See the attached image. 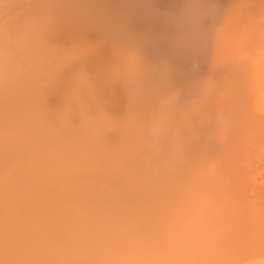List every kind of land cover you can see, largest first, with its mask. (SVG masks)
I'll return each mask as SVG.
<instances>
[{
	"label": "bare ground",
	"instance_id": "bare-ground-1",
	"mask_svg": "<svg viewBox=\"0 0 264 264\" xmlns=\"http://www.w3.org/2000/svg\"><path fill=\"white\" fill-rule=\"evenodd\" d=\"M19 1L0 0V11L10 8L13 12L18 9L20 13L17 10L15 14L13 13L14 15L11 12L8 14V16H16L18 22L20 17L23 18L22 15L26 10H29V14L35 11V18L40 19L41 17L42 20L48 19L47 21L50 22L53 17L58 26L64 27V21H60L62 24L57 21V16L60 14L57 15L56 11H60L62 12L61 17H64L61 19L65 20V29L68 27L66 22L70 23L72 27L75 25V27H80L78 29L80 33L73 29L76 31L74 33H77L80 39L81 36L87 39L90 49H86V51H90L91 57H94L95 60L94 62L90 61L88 57L85 68H91L95 72V83L97 84L95 86L92 83V86L94 84L96 88L97 85H101L102 88L94 91L91 88L84 100H80V103L75 106L73 103V107L68 109L69 117L66 116L67 113L64 117L69 121L70 118H90L85 122L83 120L88 126L86 129L89 128V130L92 126L97 125L98 132L96 131L95 135L98 138L94 139L91 136L93 129L89 132L91 138L85 132L92 144L88 143V145L91 146V150L95 149V154L91 151H89L91 154H87V147L83 146L87 145L86 141L82 146L80 145L82 140L78 143L80 146L78 144L76 146V142L72 141V136L79 132L78 129L73 133L72 128L70 131L72 136L71 133H65L66 130H63L64 133H62L57 129H50L52 127L45 129L48 126L43 123L44 118L52 120V115L57 112L54 113L53 110H50L54 109L52 105L51 108L49 107L50 109L42 107L39 110L37 106L36 110L31 109L32 111H30L29 106H33V104H27L21 113L18 112V109L22 104H18V107H13L14 104L11 108L8 106L13 97L17 103L18 88L12 87V85L17 86L13 84V79L23 83L24 88L27 84L30 86L31 83H35L36 87H40L39 93L42 92L43 84L47 79L43 81L41 75L38 76L39 71H36L38 67L29 64L27 55L30 53H25L26 56L20 55L17 61L15 56L20 52L18 54L17 48H15L17 54L14 55L13 52V55L17 65L13 66V60H7L8 57L6 58L5 53L3 54V47L0 48V83L6 85L3 87L0 84V206L6 214L7 210L10 214L12 212L10 210L16 211L23 207L22 203L29 198H26L28 196L26 193H30L28 186L32 183L29 182L31 184L27 185V189L23 187L26 184H22V186L21 183L28 182L32 177L35 179L36 177L33 176L35 174L38 175V179L41 178L39 176L46 179L44 180L47 183L46 188L50 183L53 184L54 177L58 179L60 177L62 180H64L63 177H66L67 181L63 183L61 181L60 184V179L59 184L55 183L59 186L54 187V184L53 187L49 186L51 187L48 189L49 191L54 188L56 190L42 192V195L43 193L44 195L52 193L54 195L51 198H53L58 193H62L70 197L69 199L66 197L65 203V195L60 194L63 196V201H60V197L57 195L59 203L67 204L62 208L64 211L66 208L69 214L67 215L73 219L72 221L68 220L70 221L68 223L72 225V227L69 225L70 229L75 226L80 228L78 230L77 227L76 231L72 230L69 233L70 230L66 226L63 227L62 232L61 230L58 232V223L54 222V218L52 220L47 216L49 220L44 222L43 227L41 225L44 233L40 234L41 229L37 232V227V230L33 227L35 224L33 226L30 223L25 225L24 221L22 224L16 223L14 220L10 230H8L9 225H7L8 229L2 225L3 227L0 228V264H264V0H21L24 5ZM19 3L22 6H25L26 3L29 4L28 9L20 6ZM12 4L15 7L14 10ZM5 6L7 9H4ZM34 6H36L35 9ZM4 18L6 19V17ZM35 18L29 20L36 24L38 21ZM12 19L10 18L6 22L11 25L10 21H14ZM19 24L21 25V21ZM33 27V29H38L36 26ZM1 29L3 33V26ZM14 29L16 28L14 27ZM41 30L44 28L41 27ZM55 30L54 32H56ZM48 31L49 29H47ZM70 31H68V35ZM33 32L35 33V31ZM64 32H61L60 39L67 36L64 34L62 38ZM23 33L25 34V31ZM18 34L15 37L18 38L20 36ZM11 35L13 34L10 33L9 36ZM29 35H32L31 32ZM38 36L41 35L37 34V38ZM47 38L41 36V39L51 41V38ZM3 39L5 38L3 37ZM3 39L0 37V43H3ZM40 40H38L39 43ZM65 40L67 39L65 38ZM59 42L61 43V40ZM63 42L65 41L63 40ZM8 45H4L6 50L10 47V44ZM46 45L49 46V42ZM75 46L77 45L75 44ZM27 47L30 46L27 44ZM64 48L66 49V47ZM28 49L31 51V47ZM47 49L52 50L51 48ZM9 50L12 49L9 48ZM57 51L55 50V54ZM86 51L83 52L84 56ZM6 52L8 53V51ZM39 52L41 53V51ZM65 53L67 51L62 54ZM71 53L65 55L70 57ZM45 54L43 55L45 56ZM34 55L36 54L34 53ZM39 58L42 60L41 57ZM46 62L49 63L47 60ZM7 64L13 66V69L11 67L7 69ZM157 64L160 73L165 76L170 75L174 83L185 90V97L191 96L187 93H190L192 85L201 79L206 80L208 90L220 85L218 86L219 89L221 87V91L219 90L220 96H217L219 98L217 108L213 107L216 109L219 107L221 111H224L230 121V134L226 144L216 145L205 141L203 143L207 145L204 147L202 143L203 149L195 146V151H193L194 145L186 144L183 156L171 160L153 156L148 151L146 143L147 119L151 117L157 102V100H151V97H154L156 91H161L166 84V79H154L148 74V70ZM53 68H51L52 71ZM79 68L81 70H78L85 74L84 67L83 69ZM76 71L72 73L75 75ZM44 73L42 76H46ZM47 75L51 74L47 73ZM61 75L64 77L62 71ZM52 76H54L53 72ZM56 78L58 82V77ZM68 79L71 81L70 77ZM49 84L52 88V83ZM62 85L65 84L62 83ZM66 86L68 88L70 85L68 86L67 83ZM38 87L34 89L38 90ZM51 88L50 91H52ZM12 89H15L17 94L15 91L12 92ZM79 89L84 88L82 86ZM217 89L214 91L218 92ZM24 92L28 94L27 87ZM209 92L206 93L207 96H210ZM52 93L54 95V92ZM29 94L31 100V96H37L35 91H33L34 95L31 92ZM70 94L72 95V93ZM82 94L84 95V93ZM42 95L46 97L44 93ZM43 96L42 98H44ZM73 96L76 97V95ZM24 98L20 97V100L27 102L28 98ZM37 98H40V95ZM202 98L204 99L205 96ZM64 99L66 100V97L62 100ZM51 100L54 102L53 99ZM32 101L36 103L34 98ZM32 101L31 103H33ZM211 101L213 103V98ZM28 102L30 103V101ZM190 102L191 104L194 102L195 106L200 105L199 100L198 105L195 104V101ZM12 103L13 100L10 104ZM50 103L52 104V102ZM49 104L45 105L48 107ZM68 104L69 102L65 106ZM202 105L203 109L199 106L198 108L192 107L193 109L189 111L194 112L195 110L194 113L200 115H210V111L215 112L212 106H208L210 109L212 108L211 110L209 108L206 110V105ZM28 107L29 109H27ZM66 109L63 111L65 112ZM26 118H31V121ZM32 118L35 120L43 118V121H39L40 119L37 121L42 122L46 127L40 128L39 124L32 123ZM58 118L59 121L63 120V116ZM143 118L145 119L143 120ZM73 121L75 120L73 119ZM47 122L49 125L51 121ZM83 122L81 121V123ZM62 123L65 124V121ZM51 124L53 125L52 122ZM85 125L82 128L84 130H86ZM67 126L66 129L70 130L71 128ZM104 126L108 129L107 135L111 133V136L106 135L105 138H102L103 134L100 130L103 131L102 127ZM66 135L69 136L66 137ZM112 136L115 140L112 139ZM85 137L83 135L80 139ZM72 145L76 148H72ZM77 147L79 153L75 151ZM73 151L76 153L74 154ZM64 153L72 159L68 165L64 163L67 157L65 160L63 159V162L60 161V157H63ZM87 156L94 163L89 164ZM52 160L61 162L60 167L54 162L59 168L56 170L57 172H51L54 165L50 167L49 162ZM68 161L70 162V159H67V163ZM20 163H22L21 166L26 163L27 171L23 176L16 175V180L14 174H16L17 168H21ZM210 163H214L216 166L215 171L211 173L207 171ZM3 165L9 168L6 167L7 172L4 171ZM58 171L61 172L59 176ZM17 172L20 173L18 170ZM13 179L16 181L15 184H11ZM38 179L36 182L39 185L35 181L34 183H36V187L40 186L39 188H41L39 181L42 180L38 181ZM36 192L34 189L31 193ZM38 194H36L37 198L43 200L44 196L39 197ZM24 195H26L25 198ZM82 195L90 197L86 199L87 202L83 201V207L86 203H91L93 198L97 205L94 207L88 205L89 208L86 209L77 207L76 204L83 199V197H78ZM47 197L48 195L45 198ZM77 198L79 202L75 204L74 200H78ZM29 199L33 200L31 197ZM45 200L48 199H44V202ZM26 204L24 206H30ZM59 208L61 209V207ZM39 210L41 209L39 208ZM45 212H47V208ZM6 214L2 213L0 219H5L8 216ZM22 216L27 217L25 220L29 219L26 215ZM51 216L53 217L52 214ZM41 219L37 221L39 222ZM195 220L203 222L207 231V239L200 247L191 250L177 244L176 237L183 227L190 225ZM7 221L5 219V222ZM62 223L61 225H63ZM66 229L69 231L66 232ZM71 233L73 239L75 236L73 242L69 235ZM35 235H39V239L43 236L44 241H36ZM30 239L34 243L38 242V245L35 243L37 246L32 247V243V245L30 242L27 243ZM71 243L74 245L70 246V250L65 249V245L68 246L67 244Z\"/></svg>",
	"mask_w": 264,
	"mask_h": 264
},
{
	"label": "rangeland",
	"instance_id": "rangeland-1",
	"mask_svg": "<svg viewBox=\"0 0 264 264\" xmlns=\"http://www.w3.org/2000/svg\"><path fill=\"white\" fill-rule=\"evenodd\" d=\"M47 1H48V0H47ZM19 2L21 3L22 1L20 0ZM14 3H16V2H14ZM20 3H19V4H20ZM27 3H28V2H27ZM27 3H26L25 6H22L21 4H20V6L25 7V9H26V7L29 5V4L27 5ZM44 3H45V2H44ZM10 4H11V3H10ZM22 4L24 5L23 2H22ZM14 5H15V4H14ZM17 5H18V4H17ZM30 5L32 6V4H30ZM11 6H13V4H12ZM15 6H16V5H15ZM39 6H40V5H39ZM13 7H14V6H13ZM16 7H17V6H16ZM35 7H36V6H34L33 8L35 9ZM3 8H4V7H3ZM3 8H2V9H3ZM19 8H20V7H19ZM4 9H7L6 6H5ZM14 9H15V7L13 8V10H14ZM27 9H28V7H27ZM29 9H30V8H29ZM9 10H10V8H9ZM9 10H3L2 12L0 11V13H1V17H0V37H1V39H3V37L5 38V39H3V43H0V48L3 47L2 50H3V54L5 53L4 56H6V58L8 57L7 60H11V59H12V60H13L12 62H14L13 66H16V65H17V61H18V59L20 58V55H21V56H24L25 53H30L31 55H30V54H29V55L26 54V55H27V58H28V57L30 58V59L28 58V60H29V61H28L29 64H32L33 66H37L38 68H37V69L35 68V69H36V71H39L38 76L41 75V77L43 78V81L47 79L46 81H48L49 83H52L53 86H52V88H51L50 84L47 83V82L45 81V83L43 84L44 88L42 89V92L39 93L38 91H40V90H39L40 87L37 86V87H38V90H35V89L37 88L35 83H34L35 85L31 83L32 86H34V87H32L31 84H30V86H31V90L29 89L30 86H28V84H27L26 87H27L28 94L31 92L32 95H34V94H33V91H35V92L37 93V96H35V97H34V96H31V97H32V100H33V98H34V100L36 101V103H35V102L32 101L31 99H29V98H30V94L28 95V94H26V92H24L25 89H26V87L24 88V86L22 85L23 83H21L19 80H17V81H18V83H17L16 79H15V80L13 79V81H12L13 84H14L15 86H16V85H17V86L14 87V86L12 85V87L15 88V89L18 88V94H17V91H15V89H14V90L12 89V90H13L12 92L15 91V94H17V96H18L19 98L17 97V103H16V99H14L15 97H13V99H10L8 106H10V108H11L13 104H14L13 107L17 106L18 104H22V105L19 106L20 109H18V110H19L18 112L21 113V112L27 107V104H29V105H30V104H33V106H34V107H33L32 105H30V106H29L30 109H29V107L27 108V109H29L30 111H32L31 109L36 110L37 106H38L37 109L40 110V108H42V107H46L47 109H48L49 107L51 108V105H52L54 109H52V108H51V109L49 108V109H50V110H53L54 113L57 111L54 115H52V118L54 119V120H53V119H52V120H53L54 122L51 120V118H49V119L44 118V121H45V122L42 120L43 118H39L40 120H39L38 118H36V119L39 120V121L42 120L44 124L46 123V125L48 126L47 128H45L46 125H44V124H42V122H40V123L42 124V125H41V124L39 123V121L35 120V118H34V119L32 118V123H35V124H37V125L39 124L38 126H40V128H43V127L45 126V127H44L45 129H49L50 127H52V128H50V129H57L58 131H60V132H62V133H64L63 130H66L65 133H67V132H68V134L71 133V134H70L71 136H72V132L74 133V130L77 131V129H78L79 132L74 133V135L72 136V138H73L72 141H75V142H76V146H77V144H78L81 140H82V141L80 142V145H81V146H82V145L84 144V142L86 141V142H87V145H86V144L83 145L84 147H85V146L87 147V150H86L87 152H86V153H87V154H91L92 152L94 153V150H95V149L92 148V150H91V146H89V145H92V144L89 142V140H90L89 137L91 138V136H93L94 139H95V138H98V136L95 135V134H96L95 132H96V131L98 132V130H97V125L94 124V125H95L94 127H95L96 129L92 126V128H90V130H89V128L86 129L88 126L85 125L84 122H85L86 119H90V118H86V119H85V118H70V121H69L68 118H65L66 120L64 119L66 113H67L66 116L69 117V114H68L69 111H68V109H71V108L73 107V103H74V106L77 105L78 103H80V100H81V101L84 100L85 95H86V97L88 96V95H87L88 92H90L91 90L94 91V90H98V89L102 88L101 85H97L98 87L95 88V86H96L97 83H95V82H96V79H95V76H94V74H95L94 70L91 69V68H85V66L87 67V64H86V63H88V57L90 58V61H91V60H92L93 62L95 61V60H94V57L92 58L91 55H90L91 52H90V51H89V52L86 51V49H87V50L90 49V48H89V47H90L89 42H87V39H85V37H82V36H81V39H80V37L77 36V33H80V32H79L80 30L78 31V29H80V27H79V26L75 27V26H76L75 23H72L73 25H75V26H74L75 28H74V27H72V25H71L70 23L66 22V25H68V27H66V29H67V30H66V29L64 28V27H65V20H62V19H61V18H64V17H61L62 12L58 11V12H59V13H58V12L56 11V9H55V11H56L57 15L60 14V15L57 16V21H58L59 24H62L61 22L64 21V22H63L64 27H62L61 25L58 26L57 23H56V20L54 21L53 17L51 18L52 20L50 19V22L47 21L48 19H47L46 21H45L44 19L42 20L41 17H40V19L35 18V14H36L35 11H33V13H30V14H29V12H28L29 10H28V11L26 10V12H24V14L22 15L23 18L20 17V20H19V18H18L19 22L21 21V25H20L19 22L16 20V19H17L16 16H13V15L16 13V11H17L18 9H15L13 12H11L12 9H11L10 11H9ZM18 11H19V10H18ZM30 11H32V10H30ZM53 11H54V9H53ZM5 12H7V13H6L7 16L5 15ZM10 12H11L12 14H13V13H14V14L11 15V16L9 15V16H10V17H9L8 14H11ZM21 12L23 13V11H21ZM19 13H20V11H19ZM52 13H53V12H52ZM17 15H18V14H17ZM24 15H25V18H24ZM30 15H31V18H30ZM27 16H28V17H27ZM52 16H53V15H52ZM4 17H6V19H5ZM13 17H14V18H13ZM26 17H27V18H26ZM59 17H60V19H59ZM3 18H4V19H3ZM10 18H11V19L13 18L14 21L16 22V24H15L14 21H13V22L10 21L11 25L9 24V22H6V21H7L8 19H10ZM33 18H35V20L38 21V22H36V24L33 23V22L31 21ZM55 18H56V16H55ZM13 19H12V20H13ZM21 19H23V20H21ZM29 19H31V20H29ZM22 21H23V23H22ZM60 21H61V22H60ZM2 22H3V23H2ZM5 22H6V24H5ZM44 22H45V23H44ZM12 23H13V24H12ZM38 23H39V26H38ZM50 23H51V24H50ZM54 23H56V24L54 25ZM7 24H8V25H7ZM24 24H25V25H24ZM28 24H29L30 26H32V25H33V26H36L38 29H36V28L33 29L34 27H33V26L30 27ZM34 24H35V25H34ZM46 24H47V26H46ZM49 24H50L51 26H50ZM9 25H10V26H9ZM43 25H44V26H43ZM48 25H49V26H48ZM70 25H71V27H69ZM2 26H3V28H4V32H3V33H2V29H1ZM12 26H13V27H12ZM14 27H15L16 29H17V27H19L18 29H21L22 32H21V30H18V29L16 30V29H14ZM21 27H22V28H21ZM24 27H25V29H23ZM41 27H42V29L44 28V30H41ZM45 27H46V28H45ZM49 27H50V28H49ZM52 27H53V28H52ZM55 27H57V28H55ZM59 27L61 28L60 31H59V29H60ZM5 28H6V29L9 28V29H7V31H9V32H7V31L5 32V30H6ZM11 28H12V29H11ZM58 28H59V29H58ZM63 28H64V29H63ZM10 29H11V31H10ZM31 29H32V30H31ZM45 29H46V30H45ZM47 29H49L48 32H47ZM51 29H52V30H51ZM53 29H54V30L56 29V30H55L56 32H54ZM57 29H58V30H57ZM71 29H72V30H71ZM73 29H75V30L77 31L76 34L74 33V32H76V31H74ZM30 30H31V31H30ZM50 30H51V31H50ZM62 30H63V31H62ZM70 30H71V31H70ZM13 31H14V32H13ZM24 31H25V34L23 33ZM27 31H28V32H27ZM32 31H35V33H34V32L32 33ZM36 31H37V34H38V35L40 34L43 38H47V37H48L47 39H50V38H51V41H50V40H44V39H41V36H40V37L38 36V38H37ZM38 31H40V32H38ZM42 31H46V32H42ZM64 31H65V32H64ZM66 31H67V32H66ZM68 31H70L69 35H68ZM17 32H18L19 34H18ZM20 32H21L22 34H21ZM30 32H31L32 35H31V36H30V35L28 36V34H29ZM41 32H42V33H41ZM57 32H58V34H57ZM59 32H60V34H59ZM61 32H64V33H62V38H63L64 34H67V36H64L63 39H60V37H61V36H60V35H61ZM1 33H2V34H1ZM10 33L13 34L14 37H13V35L9 36ZM27 33H28V34H27ZM46 33H47V34H46ZM49 33H50V34H49ZM51 33H52V34H51ZM17 34L20 35V36H18V38L15 37V36H17ZM55 34H56V35H55ZM74 34H75L76 36H75ZM23 35H24L25 37H24ZM33 35H34V36H33ZM50 35H51V36H50ZM73 35H74V36H73ZM7 36H8V40H7ZM58 36H59V37H58ZM9 37H13V38H12L13 40H12L11 38H9ZM20 37H21V38H20ZM29 37H30V38H29ZM53 37H54V38H53ZM70 37H71V40H70ZM72 37H73V38H72ZM33 38H34V39H33ZM36 38H37L38 40L41 39V40H40L41 42L39 43V41H38ZM57 38H58V39H57ZM65 38H66L67 40H65ZM23 39H24V40H23ZM31 39H32V40H31ZM52 39H53V41H52ZM72 39H73V41H72ZM16 40H17V42H16ZM60 40H61V43L59 42ZM63 40H64L65 42H63ZM81 40H82V41H81ZM8 41L11 42V43H7ZM19 41H20V42H19ZM22 41H23V42H22ZM27 41H28V42H27ZM54 41H55V42H54ZM35 42H36V44H35ZM48 42H49V46L46 45V44H48ZM67 42H68V43H67ZM79 42H80V43H79ZM86 42L88 43V45H87ZM12 43H14V45H15V44H16V45H15V46H14V45H11ZM18 43H20V44H18ZM45 43H46V44H45ZM54 43H55V44H54ZM74 43H75L77 46H75ZM1 44H2V45H1ZM8 44H10V47H9V48H11L12 50H9V48H7V50H6V46H9ZM25 44H26V45H25ZM27 44H28V46L31 47V51H29L30 49H28V48H30V47H27ZM52 44H53V45H52ZM57 44H58V45H57ZM71 44H72V45H71ZM4 45H6V46H4ZM20 45H21V46H20ZM40 45H43V46H40ZM50 45H52V46L50 47ZM64 45H65V46H64ZM66 45H67V46H66ZM69 45H70V46H69ZM86 45H87V47H86ZM63 46L66 47V49H65ZM72 46H73L75 49H74ZM84 46H85V48H84ZM39 47H40V48H39ZM45 47H47V48H49V49L51 48L52 50L50 51V50H48V49L45 48ZM59 47H60V49H59ZM71 47H72V48H71ZM82 47H83L84 49H83ZM15 48H17L16 50L18 51V54H19V52H20L19 55H16V56H15L17 61H14V60H15L14 55L17 54ZM26 48H27V49H26ZM37 48H38V49H37ZM76 48H77V49H76ZM4 49H5V51H4ZM13 49H14V50H13ZM34 49H36V50H34ZM54 49H55V50H58V51L56 52V54H55V50H54ZM69 49H70V50H69ZM20 50H21V51H20ZM24 50H25L26 52H25ZM42 50H43L44 52H43ZM47 50H48V51H47ZM68 50H69V52H68ZM6 51H8V53H7ZM23 51H24V53H23ZM27 51H28V52H27ZM39 51H41V53H40ZM45 51L48 53L47 55L45 54V53H46ZM52 51H53V52H52ZM63 51H64V52L67 51V53H71V52L74 53V52H75V54L71 53V55H70V57H69L68 55H67V56L65 55V54H67V53L62 54V53H64ZM81 51H82V53H81ZM85 51H86V55L84 56L85 53H83V52H85ZM13 52H14V55H13ZM21 52H22V53H21ZM58 52H59V53H58ZM34 53H35L36 55H34ZM77 53H78V55H77ZM23 54H24V55H23ZM43 54H45V56H47V57H45ZM81 54H82V55H81ZM11 55H12V56H11ZM26 55H25V56H26ZM33 55H34V56H33ZM38 55H39V56H38ZM42 55H43V56H42ZM62 55H63V56H62ZM76 55H77V56H76ZM92 55H93V54H92ZM9 56H10V57H9ZM32 56H33V57H32ZM36 56H37V59H38L39 61L36 59ZM48 56H50V57H48ZM59 56H60V58H59ZM64 56H65L66 58H65ZM79 56H80V57H79ZM18 57H19V58H18ZM39 57H41L42 60H41ZM72 57H73V58H72ZM47 58H49L51 61H50L49 59H47ZM56 58H57V59H56ZM58 58L60 59V61L58 60ZM64 58H65V60H64ZM68 58H69L70 61L72 60V62H70V61L68 60ZM75 59H76V60H75ZM7 60H6V61H7ZM33 60H34L35 63L33 62ZM44 60H45V61H44ZM46 60L49 61V63L46 62ZM55 60H56V61H55ZM62 60H63V61H62ZM67 60H68V61H67ZM42 61H43V63H42ZM66 61H67V62H66ZM52 62H53V63H52ZM54 62H55V63H54ZM56 62H57V64H56ZM65 62H66V63H65ZM68 62H70L69 65H67ZM85 62H86V63H85ZM39 63H40V64L42 63L41 66L43 67V69H42V67L40 66ZM50 63H51V65H49ZM61 63H62L63 66L61 65ZM71 63H72V65L70 66ZM59 64H60V65H59ZM11 65H12V63H11ZM11 65H10V64H7V69H10V68H8V67H11V69H13V68H12L13 66H11ZM46 65H48V66H46ZM66 65H67V66H66ZM49 66H50V67H51V66L54 67V68H53L54 70L52 71V69H51L52 67L50 68ZM55 66H56V67H55ZM73 66H74V68H73ZM46 67H47V68H46ZM48 67H49L50 69H49ZM63 67H65V68L63 69ZM79 67H82V69H83V67H84L83 71L85 70V74H84L83 72H80V71H79V70H81V68H79ZM88 67H89V66H88ZM56 68H57V69H56ZM68 68H70V69H68ZM38 69H39V70H38ZM45 69H47V70H45ZM66 69H67V70H66ZM78 69H79V70H78ZM87 69H88V70H87ZM33 70H34V68H33ZM44 70H45L46 74L44 73ZM56 70L58 71V73H57ZM65 70H66L67 72H66ZM69 70H71V71H69ZM76 70H77V71H76ZM89 70H90V71H89ZM40 71H41V73H40ZM47 71H48V72H47ZM50 71L53 72V75H54V76H52V72H50ZM59 71H60V72H59ZM61 71H62V74H63L64 77H62V75H61ZM73 71H76V72H77V73H75L76 76L72 73ZM91 71H92V72H91ZM42 72H43L46 76H42V74H43ZM54 72H55V73H54ZM47 73H49V74H51V75L48 76ZM56 73H57L56 77H58V82H59V83L56 81V79H57V78L55 77V74H56ZM70 73H72L73 75H72V74L70 75ZM67 74H69V75H67ZM86 74H87V75H86ZM90 74H92V75H91L90 77H88ZM81 75H82V76H81ZM84 75H85V76H84ZM50 76H51V77H50ZM71 76H72V77H71ZM78 76H79V77H78ZM46 77H47V78H46ZM59 77H60V79H59ZM61 77H62V78H61ZM67 77H68V78L70 77V78H71V81H70V79H68ZM73 77L75 78V80H74ZM76 77H77V78H76ZM48 78H49V79H48ZM50 78H51V80H50ZM63 78L66 79L67 81H66V80L63 81V80H64ZM80 78H81V80H80ZM82 78H83V79H82ZM86 78H88V79H86ZM92 78H93V81H92ZM61 79H62V81H61ZM76 79H77V80H76ZM94 79H95V81H94ZM78 80H79V81H78ZM51 81H53V82H51ZM54 81H56V83H55L56 85L53 84ZM68 81H70L71 83L68 82ZM72 81H76V82H72ZM80 81H82V82H80ZM85 81H86V82H85ZM15 82H16V83H15ZM78 82H79V83H78ZM90 82H91V84H90L91 86L89 85ZM62 83L65 84V85H67V83H68V86H69V85H70V86L67 88V86L65 87V85H62ZM74 83H75V84H74ZM83 83H85V85H83ZM92 83H94L95 86H94V84H93V86H92ZM0 84H1V86H3V87L6 86V85H4V83H0ZM71 84H72V85H71ZM21 85H22V88H24L23 91H22ZM46 85H47V86H46ZM77 85H78V88H77ZM7 86H8V85H7ZM48 86H49V87H48ZM60 86H61V87H60ZM82 86H83L84 89H79V88H82ZM89 86H90V87H89ZM218 86H220V85H218ZM218 86H216V88L214 87L215 89H214V88L209 89L210 92H209V90L206 92V93L209 92L208 95H210V96H207V95L205 94V95H204V96H205L204 99H203V98H202V99H201V98L199 99V103H200L199 106H200V108L203 109L204 106H203L202 104H205V105L207 106V107L205 106V109H206V110H209L211 106H212V107L215 106V107L217 108V102H218V99H219V98H217V96H218V95L220 96V93H219V92L221 91V87H220V89H219ZM47 87H48V88H47ZM57 87H58V88H57ZM59 87H60V88H59ZM62 87H63V88H62ZM71 87H72V88H71ZM217 87H218V89H217ZM1 88H2V87H1ZM34 88H35V89H34ZM50 88H51L52 91H50ZM66 88H67V89H66ZM70 88H71V89H70ZM73 88H74V89H73ZM91 88H93V89H91ZM94 88H95V89H94ZM47 89H48V90H47ZM53 89H54V90H53ZM56 89H57V91H56ZM68 89L71 90V91L69 92ZM77 89H78L80 92H79ZM85 89H86V90H85ZM88 89H89V90H88ZM90 89H91V90H90ZM213 89H214V90L217 89L218 92H217V91L215 92ZM29 90H30V91H29ZM32 90H33V91H32ZM66 90H67V93H66ZM212 90H213V91H212ZM219 90H220V91H219ZM19 91H20V93H19ZM47 91H48V94H46ZM81 91H82V92H81ZM101 91H102V89H101ZM103 91L105 92V91H107V90H103ZM161 91H162V90H161ZM211 91H212V92H211ZM50 92H51V93H50ZM52 92H54V95H53ZM77 92H78V94H76ZM23 93H24L25 95H24ZM38 93H39V94H38ZM43 93H44V95H46V97L42 95ZM49 93H50V94H49ZM58 93H59V94H58ZM70 93H72V95H71ZM82 93H84V95H83ZM159 93H160V90L156 91V92L154 93V97H151V100H153V101H154V100H157L156 97H158ZM211 93H212V94H211ZM214 93H215V94H214ZM20 94H23L24 96H23V95H20ZM57 94H58V96H57ZM65 94H66V95H65ZM69 94H70V96H69ZM155 94H156V95H155ZM19 95H20V96H19ZM39 95H40V98H37V97H39ZM48 95H49V97H47ZM67 95H68V97H67ZM73 95H76V97H74ZM14 96H15V95H14ZM26 96H27V97H26ZM42 96H43L45 99L42 98ZM56 96H57L58 99L55 98ZM72 96H73V97H72ZM77 96H78V98H77ZM82 96H83V97H82ZM152 96H153V95H152ZM155 96H156V97H155ZM219 96H218V97H219ZM20 97H21V99H22L23 97H25L24 99H27V98H28L27 100L30 101V103H29L28 101H27V102H25V101H23V100L21 101V100H20ZM52 97H53V98H52ZM60 97H61V98H60ZM65 97H66V100H65V99L62 100V99L65 98ZM202 97H203V96H202ZM208 97H209V99H208ZM35 98H36V99H35ZM54 98H55V99H54ZM192 98H193L192 95L189 96V97H185V99H186L187 101L189 100L187 103L185 102V110H191V109H193V108H196V107L198 108V107H199V106H195V105L193 104L194 102H192V104H191L190 101H194V99H192ZM212 98H213V103H212V101H211ZM214 98L216 99V102H215V99H214ZM18 99H19V101H18ZM41 99H43V101H41ZM46 99H47L48 102L46 101ZM48 99H49V100H48ZM51 99H53L55 103H54ZM59 99H60V100H59ZM74 99H75V101H74ZM76 99H77V101H76ZM6 100H9V99H6ZM12 100H13V103L10 104V103L12 102ZM14 100H15V101H14ZM186 100H185V101H186ZM205 100H206V101H205ZM20 101H21V102H20ZM31 101H32L33 103H31ZM59 101L61 102L62 105L60 104ZM72 101H73V102H72ZM202 101H205V102H202ZM208 101H211V103H210V102L208 103ZM24 102H25V103H24ZM50 102H52V104H51ZM67 102H69V104H68L67 106H65V104H67ZM75 102H76V103H75ZM189 102H190V103H189ZM41 103H42V104H41ZM43 103H44V104H43ZM49 103H50V104H49ZM58 103H59V105H58ZM197 103H198V101L195 102V104H197ZM214 103H215V104H214ZM45 104H46V105L49 104L50 106L47 107ZM63 104H64L65 107L63 106ZM187 104H188V105H187ZM210 104H211V105H210ZM23 105H24V108H22ZM43 105H45V106H43ZM55 105H56V106H55ZM197 105H198V104H197ZM8 106H7V108H9ZM57 106H58V107H57ZM62 106H63V107H62ZM208 106H210V107H208ZM17 107H18V106H17ZM31 107H32V108H31ZM56 107H57V108H56ZM66 107H67V109H66ZM70 107H71V108H70ZM187 107H188V108L191 107V108L188 109ZM192 107H193V108H192ZM7 108H6V109H7ZM55 108H56V109H55ZM61 108H62V109H61ZM186 108H187V109H186ZM207 108H209V109H207ZM216 108L213 107V110H214V111H216V110H220L219 107H218V109H216ZM14 109H16V108H14ZM27 109H26V110H27ZM63 109H64V110L66 109V111L64 112ZM211 109H212V108H211ZM211 109H210V110H211ZM215 109H216V110H215ZM10 111H11V110H10ZM60 111H61V112H60ZM197 111H198V110H197ZM194 112H195V110H194ZM201 112H202V111H201ZM211 112H212V113H211ZM58 113H59V115H58ZM61 113H62V114H61ZM64 113H65V114H64ZM63 114H64V115H63ZM211 114H213V111H210V115H211ZM57 115H58V116H57ZM54 116H55V118H54ZM62 116H63V120L61 119L62 121H59V118H58V117L62 118ZM24 119H25V118H24ZM26 119L31 121V118H30V119H29V118H26ZM45 119H47V120H45ZM55 119H56V120H55ZM67 119H68V120H67ZM73 119H74L75 121L77 120L78 123L75 122V121H73ZM144 119H145V118H143V120H144ZM146 119H147V118H146ZM149 119H150V118H149ZM149 119H147V122H148ZM83 120H84V122H83ZM47 121H49V122L51 121V122L53 123V125L51 124V122H50L49 125H48V122H47ZM63 121H65V124L70 125V126H67V125H66L67 127H70V128H71L70 130H69V128L66 129L65 124L62 123ZM79 121H80V122H79ZM81 121H82L83 123H81ZM28 122H29V121H28ZM37 122H38V123H37ZM67 122H68V123H67ZM32 123L30 122V124H32ZM57 123L59 124V126H56V125H58ZM109 123H110V122H109ZM28 124H29V123H28ZM60 124H61V125H60ZM74 124H75V125H74ZM83 124L86 126V127H84L86 130L82 129L83 126H84ZM62 125H63V126H62ZM76 125H77V126H76ZM80 125H82V126H80ZM88 125L90 126V124H88ZM32 126H33V124H32ZM38 126H37V128H39ZM109 126H110V124H109ZM58 127H59V128H58ZM40 128H39V129H40ZM72 128H73V130H72ZM75 128H76V129H75ZM102 128H103V131L100 130V132L103 134V137H102V138H105L106 135H107V133H108V131H107L108 129H106L105 126L102 127ZM79 129L81 130L82 133L80 132ZM92 129H93V131H92V135H91V133H89V132H91ZM68 130H69V131H68ZM71 130H72V132H70ZM83 130H84V132H83ZM88 130H89V131H88ZM104 130H105V131H104ZM52 132H53V131H52ZM85 132H86V134H87L89 137L85 134ZM93 132H94V133H93ZM201 132H202V135L206 134V133H204V131H201ZM79 133H80V134H79ZM60 134H61V133H60ZM81 134H82V135H81ZM89 134H90L91 136H90ZM102 134H101V135H102ZM79 135H80L81 137H83V135L86 136V137L80 139L81 137H80ZM48 136H49V135H48ZM48 136H47V137H48ZM68 136H69V135H66V137H68ZM75 136H76L77 138H76ZM107 136H108V137L111 136V133L108 134ZM61 137H63L62 134H61ZM64 137H65V135H64ZM74 137H75L76 139H75ZM79 137H80V138H79ZM113 138H114V137L112 136V139H113ZM78 139H80V140L77 142ZM83 139H84V140H83ZM113 140H115V138H114ZM75 142H74V143H75ZM203 142H205V141H202L199 145H194V146H193V151H195L196 147H198V146H199L198 148L201 147L200 149H203V148L207 145L206 143L204 144ZM74 143H73V144H74ZM88 143H90V144L88 145ZM111 143L114 144V142H111ZM202 143L204 144V147H202V145H201ZM207 143H208V142H207ZM78 145H79V144H78ZM80 145H79V146H80ZM195 146H196V147H195ZM74 147H75V146H74ZM74 147H73V145H72V148H74ZM84 147L82 148V152H83ZM88 147H89V148H88ZM194 147H195V149H194ZM75 148H76V147H75ZM191 149H192V148H191ZM73 150H74V149H73ZM198 150H199V149H198ZM75 151H77V153H79V151H78V147H77V149H76ZM89 151H91V153H89ZM82 152H81V150H80V153H82ZM73 153L75 154L76 152L73 151ZM94 154H95V153H94ZM76 155L78 156V154H76ZM92 155H93V154H92ZM88 156H90V155H88ZM88 156H87V157H88ZM63 157H64V158H63ZM63 157H62V156L60 157V161L63 162V161L65 160V157H67V158H66V161H64V163H66L67 165L71 163V160H72V159H71V158H68L69 155L67 156V154L64 153V154H63ZM85 158H86V157H85ZM88 158H89V161H88L89 164H90V163H94V161H93L90 157H88ZM63 159H64V160H63ZM67 159H70V162L68 161V163H67ZM20 160H21V159H20ZM20 160H19V161H20ZM52 161H53V160H52ZM52 161L49 162V163L51 164L50 167L54 165L53 168H51V170H52L51 172H53V171H54V172H57L56 170L59 169L58 167H60V163H61V162L59 163L58 160H56V161L54 160L53 162H52ZM54 162L56 163V165H57L58 167H56V165H55ZM86 163H87V162H86ZM21 164H22V163H20L19 165L21 166ZM24 164L26 165V163H24ZM24 164L21 166L22 170H21V168H17V169H16V174H14V178H15L16 180H17L16 175H19V174H20V176H23V175L26 174V173H24V172L27 171V170H26V169H27V165L25 166ZM87 164H88V163H87ZM20 166H18V167H20ZM0 167H1V165H0ZM3 167H4V169H5L4 171L7 172V171H6V167H7V166L3 165ZM3 167H2V168H3ZM54 167H55V168H54ZM7 168H8V167H7ZM8 169H9V168H8ZM8 169H7V170H8ZM24 169H25V171H24ZM17 170H18L20 173H18ZM8 171H9V170H8ZM58 172H59V173H58V176H59L61 172H60V171H58ZM23 173H24V174H23ZM27 173H28V172H27ZM189 173H190V172H189ZM28 174H29V173H28ZM55 174H56V173H55ZM187 174H188V173H187ZM187 174H186V175H187ZM52 175H53V174H52ZM33 176H35L36 178L34 179V178L32 177V178H29L30 180H28V182L25 181V183H24V182L21 183V185H22V184H23V185L26 184L25 186L22 185V186H23L24 188H26V189H27V185L32 183L31 185L28 186L29 189H30V193H26V195H28V196L24 195V198H25V196H26V198H27V197H29V198L31 197V198H33V200L28 198L29 200L27 199V201H25L24 203H22L23 207H21L19 210H18V209H17L16 211H15V210H10V212L12 211V212L10 213L11 216H10V214H8V213H9V210H7V214H6V212H4L5 210H3L2 207L0 206V209H1V211H0V212H1L0 217H1L2 213H5L6 215L9 216V217L6 216V218H5L6 221L9 220V221H7V222H5V219H3V220L0 219V223H1V225H0L1 227H0V228H2V227L4 226L5 228L7 227L6 229H8V227L10 226V228H9L8 230L12 229V227H13V221L16 220V221H14V222H16V223L19 222V223L24 224V223L26 222L25 225L30 223V224L33 226V224H35L33 227H34L35 229H36V227H37V229H38V230L36 229L37 232H39V230L41 229L40 232H39V234H40V233H44V229L42 228L44 222H45L46 220H49L50 218H51L52 220H53V218H54V222H56V224L58 223V224H57V227L60 228V229H59V228L57 229L58 232H60V230H61V232H62V231L64 230L63 227L65 228L66 226H68V229L70 230V231L68 230L69 233L72 232V230H75V231H76V228H77V227H78L77 229L80 230L79 226H75V228L73 227V229H72V228L70 229L69 225H71V223H68V222L72 221L73 219H70V218H69V216H68L69 214H68L66 208H65V211H64V208H62V206L64 207L65 205H67V204H64V202L66 203V197H68V196H66L65 194H62V193H58V191H57L56 194L58 193L57 195L60 197V198H59L60 201H63V198H62L63 196H62V195H65V196H64V198H65V199H64V202H60V203H59V199H58L57 195L54 196L53 198H51V197L54 195V194H52V193H49V194L46 193L45 195H44V193H43V195H42V192H50V191L53 192L54 190H56V188L51 189L50 191H49L48 189H50V188L53 187V186H54V187L59 186L58 184H59V180H60L61 178L59 177V179H58L57 177H56V178L54 177L55 179L53 178V180H52L54 185L50 183V184L48 185V188H46V187H47V183L44 182V180H46V179H44V178L42 179V176H39V177H41V178L38 179V175H36V174L33 175ZM47 176H48V175H47ZM28 177H29V176H28ZM32 179H33V181H32ZM37 179H38V181H39L40 179L42 180V181H39V182H41V186H42L41 188H39L40 186L36 187V185H35L36 183H37V185H39L38 182H36ZM47 179H48V178H47ZM56 179H57V180H56ZM63 179H64V180H62V179L60 180V184H61V181H62V183H63L64 181H67L66 177H63ZM54 180H55V182H54ZM12 181H13V183L10 181L11 184H15L16 181H15L14 179H13ZM30 181H31V183H29ZM34 181H35L36 183H34ZM0 182H1V181H0ZM10 182H9V183H10ZM26 182H27V183H26ZM43 183H44V184H43ZM55 183H58V184H55ZM32 185H33V187H32ZM34 185H35V188H34ZM50 185H51V187H49ZM52 185H53V186H52ZM31 187H32V189H31ZM37 188H38V190H37ZM43 188H45V190L47 189V191L43 190ZM34 189H35V192H36V190H37V192H38L39 194H38L37 192L34 193V194H32ZM41 189H42L43 191H42ZM117 189H119V188L117 187ZM31 192H32V193H31ZM36 194H38L39 197L44 196V197L42 198L43 200H41V198H40V199L37 198ZM50 194H51V196L49 197ZM60 194H62V195H60ZM31 195H32V196H31ZM47 195H48L49 198H48V197L45 198ZM33 196H34L35 198H34ZM82 197H83V199H82V200L80 199L81 201L79 202V199H78V198H82ZM84 197H85V199H84ZM87 197H88V195H82V196H80V197L77 198L78 200H74V201H75V204H76L77 202H79L78 204H76V206H77V207H80V208H84V209H86V208H89L90 206H93V207H94V206L97 205V203H96V201L94 200L93 197H91V198H93L92 201H91V203H86V202H87L86 199H89V198H90V197H88V198H87ZM69 198H70V197H68V199H69ZM34 199H35V200H34ZM37 199H38V200H37ZM44 199H48V200H45L46 203L44 202ZM49 199H51V200H50V201H51L50 203H49ZM52 199L54 200L55 203L52 202V201H53ZM57 199H58V201H57ZM90 200H91V199H90ZM90 200H88V202H90ZM30 201H31V202H30ZM83 201H86V202H85V203H86L85 207H83V206H84V205H83ZM4 202H6V200H4ZM26 202H27V204H26ZM28 202H29V203H28ZM34 202H35V203H34ZM38 202H39V203H38ZM32 203H33V205H32ZM48 203H49V204H48ZM85 203H84V204H85ZM94 203H96V204H94ZM25 204H26V205H30V206H32V207H30V206H24ZM40 204H42V205H40ZM50 204L53 206V208H52V206H51ZM1 205H2V204H1ZM38 205H39V206H38ZM47 205H48L49 207H48ZM56 205H58V207H56ZM81 205H82V206H81ZM88 205H89V207H88ZM35 206L38 207V209H36ZM50 206H51V207H50ZM24 207H25V208H24ZM33 207H34L35 209H34ZM42 207H44L45 210H44V208H42ZM55 207H56V209H55ZM59 207H61V209H62V211H60V212H59V210H61V209H60ZM23 208H24V209H23ZM28 208H29V211H30V212L28 211ZM39 208H40L41 210H39ZM46 208H47V212H45V211H46ZM57 208H58V209H57ZM80 208H78V209H80ZM26 209H27V213L25 214ZM49 209H51V211H52V210L54 211V209H55V211H56L57 213H56L55 211H54V212H53V211L50 212ZM48 210H49V211H48ZM32 211H33V212H32ZM17 212H18V213H17ZM28 212H29V213H28ZM48 212H49V215H48ZM58 212H59V214H58ZM61 212H62V213H61ZM65 212H66V213H65ZM16 213H17V214H16ZM34 213H35V214H34ZM15 214H16V215H15ZM21 214H22V215H26V216H28L29 219H28V220H25V219H27V217L22 216ZM30 214H31V215H30ZM36 214H37V215H36ZM41 214H42V215H41ZM46 214H47V215H46ZM51 214L53 215V217L51 216ZM61 214H62V218H64L63 220H62V218H61ZM67 214H68V215H67ZM12 215H14V216H12ZM17 215H19V216L17 217ZM33 215H35V216L33 217ZM46 216H47L49 219H48ZM50 216H51V217H50ZM55 216H56V219H55ZM67 216H68V217H67ZM11 217H12V219H11ZM16 217H17V218H16ZM31 217H32L33 221H32V219H31ZM57 217H58V218H57ZM66 217H67V218H66ZM7 218H8V219H7ZM9 218H10V219H9ZM15 218H16V219H15ZM41 218H42L44 221H43ZM18 219H19V220H18ZM23 219H24V220H23ZM34 219H36V220H34ZM40 219H41V221L38 222L37 220H40ZM57 219H58L61 223L64 221V223H62V224L64 225V224L66 223L65 226L61 225V223H60ZM60 219H61V220H60ZM17 220H18V221H17ZM21 220H22V221H21ZM68 220H70V221H68ZM23 221H24V223H23ZM57 221H58V222H57ZM4 222H5V223H8V222H9V223H8V224H5ZM35 222H36V223H35ZM40 222H42V223L40 224ZM11 223H12V224H11ZM37 223L40 224V225L38 226ZM2 225H3V226H2ZM7 225H9V226H7ZM41 225H42V227H41ZM59 225H60V226H59ZM71 227H72V225H71ZM68 231H67V229H66V232H68ZM66 232H65V234H66ZM69 235H71V238H72L71 241L73 242V241L75 240V236H74V239H73L72 233L69 234ZM35 236L37 237L36 241H38V240H43V239H42V238H43L42 235H41L42 237H40L41 239L38 238L39 235H35ZM36 237H35V238H36ZM78 238H79V236H78ZM32 241H33V240L30 239V240L27 241V243L30 242V244H31V243L33 244L32 247H34V245H35V247H36V246L38 245V242L35 241V243L37 244V245H36V244H35L34 242H32ZM43 241H44V240H43ZM56 242H59V241H56ZM56 242H55V243H56ZM25 243H26V242H25ZM32 244H31V245H32ZM71 244H72V245H71ZM71 244H67L68 246L65 245V249L67 248V250H70V248L74 245L73 243H71ZM70 246H71V247H70ZM68 248H69V249H68Z\"/></svg>",
	"mask_w": 264,
	"mask_h": 264
},
{
	"label": "clouds",
	"instance_id": "clouds-1",
	"mask_svg": "<svg viewBox=\"0 0 264 264\" xmlns=\"http://www.w3.org/2000/svg\"><path fill=\"white\" fill-rule=\"evenodd\" d=\"M153 65L148 74L154 79H166L160 91L155 109L146 128L148 151L165 160L183 156L186 144L199 145L202 141L216 145L227 143L230 134V121L224 111L217 110L213 114L194 113L185 110V90L177 86L170 75H164ZM208 91L205 79L192 85L190 94L198 101ZM201 130L206 133L202 135ZM215 164L210 163L207 171L214 172ZM207 231L202 221L195 220L183 227L177 234L176 243L187 249L195 250L205 243Z\"/></svg>",
	"mask_w": 264,
	"mask_h": 264
}]
</instances>
